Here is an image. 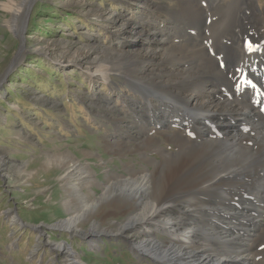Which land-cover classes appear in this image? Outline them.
<instances>
[{
  "label": "bare ground",
  "instance_id": "6f19581e",
  "mask_svg": "<svg viewBox=\"0 0 264 264\" xmlns=\"http://www.w3.org/2000/svg\"><path fill=\"white\" fill-rule=\"evenodd\" d=\"M32 2L34 0H22L11 6H3L5 11L11 13L7 24L14 36L22 35ZM178 3L180 8L171 18L181 24L173 28L179 45H172L162 38L158 25L144 27L123 19L118 24L121 36L131 39L133 35L135 40L138 39L136 44L134 41L126 42L129 44L127 51L108 53L110 56L107 57L104 48L100 56L98 47L85 45L83 50H75L71 54L69 62L84 67L87 74L93 71L90 76H100L97 70L102 68L106 69L105 73L120 71L126 79L145 87L141 93L146 103L143 109L137 108L141 109L139 113L142 114L134 117L133 123L127 117L116 120L117 134L110 135V139L106 140L108 153L126 157L134 151H157L161 159L155 162L145 156L144 161L153 165V170L137 169L132 163H126V174L108 173L106 181L97 184L89 168L80 160L76 161L70 153L58 152L42 157L37 173L59 171L56 182L61 184L62 195L66 197L61 208L67 217L52 225V228L66 230L86 239L108 235L124 237L135 251L153 257L156 264L243 263L248 260V255L242 244L249 241L253 232L259 231L256 240L250 241V246L255 244L259 252L254 260L248 262L264 264V213L260 212L262 217L256 219L257 204L264 201V8L258 13L249 0H235L227 7L228 10L225 8L226 13L220 15L221 11L219 14L215 11L210 17L213 7L209 5V0H178ZM236 6H242L239 17L242 18L245 32L239 23ZM250 19L253 20L254 29L247 24ZM212 21H216V24L210 25ZM143 37L146 42L142 41ZM254 41L258 50L250 47ZM23 43L16 64L24 56ZM162 49L165 52L160 55ZM135 54L138 57L133 61L131 58ZM128 61L129 65H126ZM255 61L259 62L257 69H254ZM98 64L103 67L100 69ZM117 65L119 67L114 69ZM248 65V75L228 72L233 66L245 68ZM132 68L131 74L127 72ZM176 70L181 73L179 80L164 79V75L173 74ZM167 82L172 83L174 90L169 89L165 94ZM214 83H218V87ZM176 87L180 91H176ZM247 88H250L249 93L245 91ZM234 89V94L228 92ZM251 89L255 90L254 94ZM190 90L194 92L188 94ZM150 94L155 97V102L159 100L161 103L150 104L147 98ZM252 94L263 95V98L250 96ZM223 97L247 101L248 108L241 112L235 105L224 103ZM261 100L263 105L259 106ZM221 103L225 109L220 112L226 111L225 115L212 110L211 106H220ZM166 106L169 107V117L165 113ZM223 116L236 117L239 126L246 129L231 134L234 130L230 126L222 129L209 121L222 123L223 120L219 118ZM144 119L147 124L167 125L168 129L184 125L186 131L196 130L200 138L190 146L185 144L183 136L168 134L179 152L162 153V149L153 147L159 142L155 135L152 136L153 129L145 131V127H141L144 126ZM137 135H147L148 138L143 137L133 147L128 145L127 140H134L138 138ZM6 159L0 161V174L4 178L8 176ZM186 162L188 165L181 169V164ZM19 169L26 179L33 175L22 166ZM92 186H99L102 190L100 197L91 194ZM109 209L115 212L107 214ZM118 212L125 214L126 219L120 224L116 235H112L110 228L101 224H104L107 216H117ZM93 215L98 216L100 222ZM84 223L90 226V230L83 231ZM43 228H35L39 236L47 233ZM153 230L176 237V240L169 238L166 242H160L154 235L149 239L142 238L146 237L147 231L151 233ZM210 241L213 242L212 246L206 248L203 244ZM55 247L65 256L66 259L62 260H66V264H79L76 255L66 246L55 244Z\"/></svg>",
  "mask_w": 264,
  "mask_h": 264
},
{
  "label": "rangeland",
  "instance_id": "374dc122",
  "mask_svg": "<svg viewBox=\"0 0 264 264\" xmlns=\"http://www.w3.org/2000/svg\"><path fill=\"white\" fill-rule=\"evenodd\" d=\"M20 1L22 0H0V158L9 159H6L8 176L4 178L3 174H0V264H66V260H62L66 259L65 256L57 252L55 244L66 246L76 255L79 264H156L153 257L135 251L130 241L124 237L108 235L86 239L66 230L52 228V225L67 217L61 208L66 197L62 195L61 184L56 182L60 172L55 170L46 174L40 171L38 174L37 167L44 156L58 152L70 153L76 161L80 160L81 164L89 168L97 184L104 183L108 173L126 174V163H132L137 169H154V166L148 165L144 159L146 156L148 160L159 161L161 155L157 151H134L135 153H128L124 157L108 153L105 148L110 135L117 134L116 120L127 117L130 123H133L134 117L142 114L139 113L141 109L137 108L143 109L146 103L141 93L145 87L126 79L120 71L105 73L106 69L100 64L98 66L102 70H97L100 76H90L93 71L87 74L84 67L70 63L69 59L75 50H83L85 45L98 47L100 56L104 48V55L107 57L110 53L127 51L126 46L129 44L126 42L134 41L136 44L138 39L135 40L133 35L131 39L121 36L122 31L120 32L118 24L123 19L144 27L158 25L162 30V38L169 40L172 45H179L173 28L175 25V28H178L181 24L171 18L180 8L178 0H34L23 24V33L19 37L11 33L7 23L12 16L3 6H11ZM232 1L235 0H209V5L213 7L210 17H213L215 11L218 14L221 11L220 15L226 13L225 8H229ZM249 2L254 4L258 13L264 8V0ZM235 10L236 13L238 11L239 17L242 6H236ZM241 20L242 18L239 23L245 32ZM215 22L209 24H216ZM247 24L254 29L252 19L248 20ZM145 37L142 38L143 42H146ZM22 43L25 48L24 56L16 64ZM167 46L169 47L168 43ZM256 46L255 41L250 44V47L258 50ZM163 52L165 50L162 49L160 55H163ZM137 57L138 54H135L131 59L136 61ZM126 65H129V61ZM170 66L177 68L176 65ZM118 67L119 65L114 69ZM258 67L259 62L255 61L254 69ZM132 71L133 68L127 70L130 74ZM228 72H243L248 75L250 65L245 68L233 66ZM137 76L135 73V77ZM164 76V79L179 80L181 73L176 70L173 74ZM214 84L215 87L219 85ZM167 85L163 92L165 94L169 89L174 90L172 83L167 82ZM249 89L245 91L249 93ZM176 91H180V88L176 87ZM251 91L254 94L255 90ZM191 92L194 90L188 91V94ZM228 92L234 94L235 89ZM151 94L147 97L150 104L161 103L159 100L155 102V97ZM253 94L250 96L263 98L264 95ZM222 100L224 103L235 105L241 112L248 108V103L244 100L226 97ZM262 103L263 100L258 105L261 106ZM166 107L165 113L169 117V107ZM211 107L218 112L225 109L222 103L220 106L216 105L217 108ZM225 113L226 111L220 112L222 115ZM163 119L166 120V117ZM220 119L223 120L222 123L218 120L209 121L222 129L230 126L229 128L234 130L231 134L246 129L239 126L236 117L223 116ZM143 123V130L153 129L152 136L155 135L158 138L155 140L159 141L158 145L153 147H156V150L162 149V153L179 152L178 146L168 134L183 136L186 139L185 144L190 146L196 144L194 140L200 138L196 130L186 131L184 125L171 126L168 129L167 125L147 124L146 119ZM137 137L127 140L128 145L133 147L147 135ZM202 140L205 142V139ZM187 165V162L181 164L180 168ZM18 166L28 169L33 173L31 178L35 179L24 178ZM98 187L92 186L93 189L90 190L91 194L100 197L102 190ZM257 206L256 219L262 217L260 212L264 213V201H260ZM112 212L115 210L109 209L107 214L111 215ZM124 215L118 212L117 216H107L101 225L109 227L111 234L116 235L120 224L126 219ZM97 217L95 219L100 222ZM82 226L83 231L90 230L88 224L84 223ZM37 227H45L43 229H46L47 233L39 236L35 229ZM258 232H253L249 241L242 244L248 260H254L259 252L255 244L250 246V243L256 240ZM145 234L146 237L142 238L149 239L148 237L154 235L160 242H166L169 238L176 240V237H169L157 230L151 233L147 231ZM211 242H205L203 245L210 248L213 244ZM248 260L239 264H251L252 261Z\"/></svg>",
  "mask_w": 264,
  "mask_h": 264
}]
</instances>
